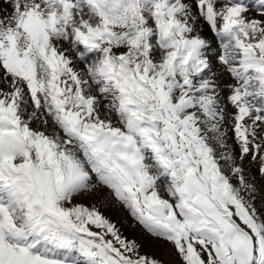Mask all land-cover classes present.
I'll use <instances>...</instances> for the list:
<instances>
[{
  "label": "snow or ice",
  "instance_id": "1",
  "mask_svg": "<svg viewBox=\"0 0 264 264\" xmlns=\"http://www.w3.org/2000/svg\"><path fill=\"white\" fill-rule=\"evenodd\" d=\"M83 200L264 264V0H0V264H165Z\"/></svg>",
  "mask_w": 264,
  "mask_h": 264
},
{
  "label": "rangeland",
  "instance_id": "2",
  "mask_svg": "<svg viewBox=\"0 0 264 264\" xmlns=\"http://www.w3.org/2000/svg\"><path fill=\"white\" fill-rule=\"evenodd\" d=\"M209 39L212 40L214 42V37L211 35H208ZM213 46L215 47V43H213ZM105 195H107V192H105ZM83 203H87V204H91L92 202L93 203H97L95 200H83L82 201ZM98 205V203H97ZM103 205V204H102ZM100 208L101 212L106 216L108 217L110 220H112L114 223H116L117 227L120 228L121 232L127 236L129 239H133V238H130L129 235H132L136 237V240L140 243H145L148 241V239H152L150 236H147L144 232H143V229L141 228V226H139L133 219L132 217L128 214V212L119 207V206H114V210L112 208H108V207H105L104 205ZM259 206V204H258ZM98 207V206H97ZM116 207V208H115ZM109 210V211H108ZM117 210V211H116ZM112 212V213H111ZM115 213H118L117 216H114L112 218V214ZM122 227V229H121ZM151 244H154L153 246L152 245H148V243L146 245V247H151V248H155V251L153 252H148V250H145L144 248L142 249V251L144 252H148V253H151L155 256H157L159 259L163 260L165 262V264H174L172 262V258L175 259L174 255L172 254L171 252V249L168 248L169 246L167 245H164V246H167L166 249H161L160 248V245L161 244H157L154 240H153V243ZM145 247V248H146ZM157 248V249H156ZM159 251V252H158ZM165 252V254H164ZM164 254V255H163ZM166 257V258H165Z\"/></svg>",
  "mask_w": 264,
  "mask_h": 264
},
{
  "label": "bare ground",
  "instance_id": "3",
  "mask_svg": "<svg viewBox=\"0 0 264 264\" xmlns=\"http://www.w3.org/2000/svg\"><path fill=\"white\" fill-rule=\"evenodd\" d=\"M206 34H207V36H208V35H210V32H208V33H206ZM92 203H93V202H92ZM101 205H102V203H98L97 206H98V207H101ZM102 206H103V205H102ZM113 207H114V206H113ZM113 207H111V208L114 210ZM115 208H116V207H115ZM108 211H109V210H108ZM116 211H117V210H116ZM111 213H112V212H111ZM117 214H118V213H115V212H114V214H112V215H110V216H112V218H113L114 216H117ZM121 229H122V227H121ZM129 237H130V238H133V239H136V237L133 236V234H132V235H129ZM145 243H146V244L148 243V245L150 244V245H152V246L154 245V244H151V243H153V240H152V239H148V241L145 242ZM145 243H143V244L141 243V244H142V249L144 248L145 250H148V252H153V251H155V248L146 247ZM145 247H146V248H145ZM166 247H167V246H164V245H162V244L160 245V248H161V249H164V248L166 249ZM168 248H169V247H168ZM156 249H157V248H156ZM158 252H159V251H158ZM164 254H165V252H164ZM164 254H163V255H164ZM165 258H166V257H165ZM174 261H175V259L172 258V262H173V263H174Z\"/></svg>",
  "mask_w": 264,
  "mask_h": 264
}]
</instances>
